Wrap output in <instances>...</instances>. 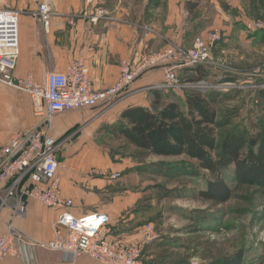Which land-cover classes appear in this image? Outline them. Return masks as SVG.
I'll return each mask as SVG.
<instances>
[{"label":"crops","instance_id":"crops-1","mask_svg":"<svg viewBox=\"0 0 264 264\" xmlns=\"http://www.w3.org/2000/svg\"><path fill=\"white\" fill-rule=\"evenodd\" d=\"M48 5L52 15L48 26H43L36 3L0 0V10H14L18 16L17 79L31 77L41 84L49 71L64 72L73 60H82L92 87L103 90L115 83L122 59L154 53L170 43L188 48L204 33L186 23L183 0H48ZM98 9L105 11V18L92 22ZM244 22L242 15L227 14V33L244 32ZM162 80L159 70L148 72L114 103L62 114L51 126L57 137L73 128L78 130L58 152L61 196L73 204L69 213L76 218H104L109 237L144 241L145 225L136 221L140 196L128 185L134 166L131 157L102 149L90 138L96 132H108L109 136L108 127L124 110L149 108V88ZM166 93L161 91L164 99H169ZM36 124L29 96L0 83V148L14 133ZM113 174L118 176L113 179ZM13 205L14 201L8 200L0 209V237L9 225L14 226L22 234L18 242L21 255L7 257L0 264H100L87 256L67 258L61 252L37 247L55 238L58 211L28 198L26 214L18 216ZM61 231L64 234L65 230Z\"/></svg>","mask_w":264,"mask_h":264},{"label":"built area","instance_id":"built-area-1","mask_svg":"<svg viewBox=\"0 0 264 264\" xmlns=\"http://www.w3.org/2000/svg\"><path fill=\"white\" fill-rule=\"evenodd\" d=\"M26 1L38 5L39 21L48 26L52 15L48 0ZM102 18H105V11L98 9L92 22ZM244 27L248 32L264 34L262 21L246 20ZM221 40L220 32L211 30L205 36H196L189 49L170 43L158 52L122 59L115 83L103 90L92 87L88 68L82 60H73L64 72L49 71L40 84L31 77H14L19 59L18 16L14 10H0V83L29 96L32 115L37 121L34 127L14 133L0 148V209L8 205V200H13L15 215L24 216L25 199L28 198L56 209V236L51 241L36 244L39 248L61 252L67 258L87 256L100 264H145L144 242L156 238L152 224L144 227V241H135L109 237L108 230L103 227L106 220L102 217L76 218L69 213L73 204L61 196L58 152L78 130L73 128L57 137L51 131L53 120L68 112L114 103L127 94L136 80L152 70H159L163 80L149 89L187 88L189 85L181 83L177 72L196 66L212 67L213 50ZM117 176L113 174L112 178ZM21 240L22 234L9 225L0 237V261L7 257L19 258L18 242Z\"/></svg>","mask_w":264,"mask_h":264},{"label":"rangeland","instance_id":"rangeland-1","mask_svg":"<svg viewBox=\"0 0 264 264\" xmlns=\"http://www.w3.org/2000/svg\"><path fill=\"white\" fill-rule=\"evenodd\" d=\"M183 1L185 13L187 3L196 6L192 14L187 15V24L197 26L199 34L204 30L203 36L211 30L219 31L222 40L213 50L214 64L206 69L207 77L197 80L194 73L184 68L177 72L181 83L205 88L202 92L215 91L219 94L215 109L221 120L229 122L223 132L244 131L264 135V99L258 97L259 91L264 89L261 34L245 29L244 32L227 33V14L242 15L245 21L264 22V0ZM191 47L192 43L186 49ZM187 88L167 90L166 94L169 100L184 108ZM146 102L150 105L151 100L147 98ZM55 122L53 120V126ZM107 133L96 132L90 140L111 152L124 148L123 142L114 140ZM124 150L131 156L133 170L147 167L132 173L128 182L129 187L140 196L136 221L153 223L155 234L166 243L149 247L143 260L145 264H220L223 259L237 254L240 255L239 264H264V193L258 187L244 188L221 205L190 198L159 200L158 195L167 190L197 192L204 188V184L199 179L185 176L174 181L171 174H163L164 170L162 175H158L149 172L148 168L151 169L150 166L159 160L185 163L187 168L184 171L188 172L193 162L182 155L157 160L142 157L126 148ZM195 215L203 219L196 222L192 219ZM147 242L143 245L144 254L149 245ZM155 258H161L160 262Z\"/></svg>","mask_w":264,"mask_h":264},{"label":"trees","instance_id":"trees-1","mask_svg":"<svg viewBox=\"0 0 264 264\" xmlns=\"http://www.w3.org/2000/svg\"><path fill=\"white\" fill-rule=\"evenodd\" d=\"M195 7L193 3H187V13L192 14ZM260 42L264 45V34H261ZM186 69L189 73H194L197 80L208 75V67L196 66ZM161 91L152 89L149 108H128L121 113L115 124L108 127L109 135L114 140L123 142L124 148L138 152L142 157L166 159L182 155L193 162L190 164L192 169L188 172L184 171L187 168L185 163L159 160L150 166L151 169L148 168L149 172L158 175H162L164 170L163 174H171L174 181L185 176L192 180L199 179L204 184V188L197 192L186 189L167 190L158 195L159 200L190 198L221 205L230 201L236 192L247 187H258L264 193L263 134L223 132L229 122L218 117L215 105L219 94L215 91L201 92L187 88L184 94V108L175 101L164 99ZM258 97L264 99V89L259 91ZM124 148H118L116 153L121 157H129ZM142 169L147 167H137L138 171ZM137 170L134 169L130 173L138 172ZM192 217L196 222L203 219L197 218L196 215ZM146 224L151 222L143 223ZM161 238L155 239L147 246L143 260L149 247L166 245ZM157 259L155 258L160 262L161 258ZM239 263L240 255L237 254L223 259L220 264Z\"/></svg>","mask_w":264,"mask_h":264},{"label":"water","instance_id":"water-1","mask_svg":"<svg viewBox=\"0 0 264 264\" xmlns=\"http://www.w3.org/2000/svg\"><path fill=\"white\" fill-rule=\"evenodd\" d=\"M189 88L190 89H194V90H198V91H201V92L205 90V88L199 87V86H190Z\"/></svg>","mask_w":264,"mask_h":264}]
</instances>
